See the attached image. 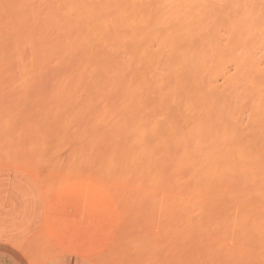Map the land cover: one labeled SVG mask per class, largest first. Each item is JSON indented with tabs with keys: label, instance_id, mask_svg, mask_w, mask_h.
<instances>
[{
	"label": "bare ground",
	"instance_id": "1",
	"mask_svg": "<svg viewBox=\"0 0 264 264\" xmlns=\"http://www.w3.org/2000/svg\"><path fill=\"white\" fill-rule=\"evenodd\" d=\"M261 37H264V0H0V83L43 84L62 95L68 93L73 96L74 93L77 100L84 102L78 105L81 112L73 108L77 114L81 113L80 116L84 117L82 112H92L98 118L94 119L92 114L94 120L91 122L98 120L99 123L101 119L106 122L103 126L100 124L102 127L82 124L85 128L79 126L74 133L69 132L74 130L73 126L68 131L67 127L71 124L65 123L64 134L65 131L71 133V140L80 143V147L88 148L87 151L100 149L97 155L106 159L107 173L113 174L115 168H121L123 174L131 172L145 176L161 188L187 183V188V184L184 188H176L180 191L182 187L189 193L190 189L191 193L196 189L200 194L208 191L211 194L240 195L245 193L246 182L258 176V161L264 151V66L259 63L255 53L257 40ZM227 66L233 67L232 73ZM219 76H222V85L217 83ZM34 92L32 90L30 93ZM74 98L71 97L77 101ZM78 98L97 100L98 105H104L100 107L95 101L84 105L87 101L85 103ZM99 100L104 103L101 104ZM245 109L250 112L248 127L243 126L240 118ZM64 110H58V115L54 112L51 114L61 116L59 111ZM74 110L71 112L75 116ZM48 111L42 113L48 115L51 109ZM61 118L64 121L67 117L62 115ZM86 152H83L84 158H91L92 154ZM18 164L20 166L21 163ZM28 166L23 165L21 169L28 170ZM25 184L23 182L20 186ZM25 186L22 187L25 190L31 188L30 185ZM171 186L168 187L170 191L174 187ZM29 189L27 191L32 192L31 197L37 195L33 194V189ZM5 190L9 191L7 188ZM26 194L30 192L22 194L25 199ZM17 196L21 199L15 196L16 203L9 197L15 207V204L19 207L24 200L19 194ZM26 201L24 204L28 205ZM30 201L36 203L32 199ZM1 206V211H7L8 204ZM25 206L21 207L22 213ZM27 209L24 211L33 212V208L30 211ZM44 210L47 211L46 208ZM11 211L5 213L9 212L8 215L12 217L15 210L10 214ZM22 213L16 217L27 218L31 215ZM40 218L42 221L35 218L38 220L34 222L36 227L44 224L43 217ZM3 219L0 218L1 221ZM17 220L12 223L17 224ZM25 221L32 222L28 219ZM10 223H7L9 230L6 224H2L6 231L11 232L9 236L0 227V242L15 244L22 234L13 230L16 233L13 235ZM23 224L21 228L18 225L20 230L22 226L27 227ZM34 224L32 222L31 226ZM22 230L25 231V228ZM17 234L19 236L15 239ZM52 239L48 241L53 242ZM57 240L55 247L64 242L60 237ZM22 243L27 247L28 243ZM76 245L64 246L56 252L51 247L53 252L49 255L45 252L50 253L49 248L44 250L41 246L38 249L41 248L45 254L42 255L41 251L40 259L45 262L63 252L94 258L96 252L93 247H88L93 249L88 251L87 247L84 249L82 245ZM153 263L158 264L156 261L149 264Z\"/></svg>",
	"mask_w": 264,
	"mask_h": 264
},
{
	"label": "rangeland",
	"instance_id": "2",
	"mask_svg": "<svg viewBox=\"0 0 264 264\" xmlns=\"http://www.w3.org/2000/svg\"><path fill=\"white\" fill-rule=\"evenodd\" d=\"M255 51L257 60L262 66H264V37H261L260 40H257ZM227 69L230 71V73L233 72L232 66H227ZM221 77L222 76H219V78L217 77L216 79L219 85L223 84V79ZM7 84L3 83V86L0 83V196L3 195L0 197L2 198L0 201V206L2 205L3 207H6L5 205L8 204V208H17L14 209L15 211L12 210V208H6L7 211L12 210L10 214H12L13 211L15 212L13 214L14 216L12 217L11 215H8L9 212L5 213L7 212L5 209H2L5 212L1 211L0 209V212L2 213L0 214V218H4L2 220L4 221V224L0 220V227L1 230H3L2 232L8 235L11 232L6 231L7 228L8 230L10 229L7 223H10V221L11 223L14 221L16 222L18 218L19 220H17V224L10 223L11 230L13 235L18 231L19 234H22L20 236L17 234L15 239L18 236L20 238L23 236V234L24 236L21 237L23 240L17 238L18 241L16 240L15 244H13L15 246L18 243V245L15 246L18 250L0 247V264H45L47 261L42 262L40 259L42 255L45 254V252L47 255H49L53 252L54 248V251L56 252L60 248H64V246L72 244H79V246L82 245L81 248L84 247V249L87 247L86 249L88 251L95 249L93 250L96 252L94 253V258L71 252H63L57 256H81L91 260L94 264H100L99 262H104V264H149L153 261H156L158 264H264V151L260 156V162L258 161L257 175L259 177L256 176L255 179L246 182V190L248 192L245 190L244 194L219 195L216 193H208V191H206L205 194L202 191L203 193L201 192L200 194V192H198L199 190L197 189L198 191H196L195 188H193V190L195 189V191H192L193 193H191L192 189L188 188L190 189L189 193V190L182 189V187L184 188L187 183L184 186L182 184L179 186L176 184V187L180 188V186H182L180 191L179 188H176L174 185V187L171 185L169 186H171V188L173 187L175 191L173 188L171 191L168 190L169 186H166L167 189L164 187H162V189L159 185H157V183L154 182V180H151L147 177L144 178L145 176H141L139 174H130L131 172L123 174L121 168L114 169L117 173H107L108 164L106 159H101V157L97 155L100 149L97 150L96 148L95 151L92 149L87 151L88 148L86 149L84 147H80V143L71 140L70 137L71 133H74L73 131L77 130L79 126H81L79 127L81 129L85 128L82 127V124H85L86 126H88V124L89 126L90 124L100 126V124L104 125L106 122L102 119L100 120L102 121L101 123L100 121L97 123L98 120L95 123L91 122L93 114L92 112L87 111V113L90 114H87L86 111L82 112V116L89 115L90 118L87 116L86 120H84L85 116H80L81 113L77 114V112H81V107L79 108V106L81 104L80 102L82 101L77 100L74 93V99L77 101L72 100L73 96L69 95L68 93L63 95L59 94V91L57 92V90L46 88V86L43 84L23 85L22 83L17 82L15 84ZM15 90H17V93H15ZM32 90L33 92L36 90L34 92L35 94L30 93ZM42 91L43 93L45 91L46 92L43 94ZM37 92L39 94H36ZM52 96L54 98H52ZM20 97L25 100L21 99ZM35 97L38 99L36 100ZM40 97L43 98L40 99ZM44 97L47 102L44 100ZM58 97H60V99ZM61 97H63L64 100L61 99ZM19 99L20 102H18ZM53 99L57 100L54 101ZM67 99L69 100V104ZM81 100L85 101V103L87 101V103L84 105L89 104L88 102L91 103L94 101L97 103V105L99 103L96 102L97 100ZM65 101L67 102L63 104L62 102ZM99 101H101V104L104 103L102 100ZM14 103L18 104L19 106ZM34 103H37L36 105L39 107V109H36L38 107ZM61 104L64 106L63 108H61ZM55 105L57 107L59 106L60 108L55 107ZM69 105L71 106L68 107ZM103 105L100 106L99 104L98 106L103 107ZM45 108H47L49 111L51 109L50 113H48L50 116L43 114L47 111ZM69 108L72 110L75 108L77 109V112L75 111L76 109L74 110L77 115H75L76 117L71 112L72 110L69 111ZM57 109H67L72 115L69 113L68 118L67 110L61 112L59 111V114L62 113L63 117H67L63 121L64 118H61V114V116H56L54 114L58 113ZM245 110L240 116V118H242L241 123L243 126L249 125L250 122V112L249 110H246L247 112H245ZM52 112L54 113L51 114ZM42 115L45 117V119ZM97 116L98 115L93 114L94 119L98 118ZM52 117L55 118L53 119ZM67 119H72L73 122ZM74 121L76 122L74 123ZM42 122H44L45 125ZM53 123H56V130L53 129L55 126ZM57 123H60V125ZM65 123L68 125L69 123L71 124L69 125V128L67 127L68 131L69 129L74 128V130L69 131L71 133L65 131L64 134V129L67 126ZM51 124L53 126H51ZM49 125L51 128H49ZM57 126H60L61 130L60 127L57 128ZM47 142H49V145ZM71 142L73 143L71 144ZM76 145L77 147L79 145V147L76 148ZM83 152L89 154L91 153V158H84ZM14 162L17 163L14 165ZM18 163H21L20 166ZM28 164H30L29 166L32 170H30ZM23 165H27L28 167L26 168H28L30 171L21 169V166ZM15 177L20 179L23 178V181L21 180L22 183L26 182L25 185H30V189H33V194L37 195H32L31 197L32 192L27 191L29 188L25 190L24 188H26V186H20L22 183L21 181L18 182L20 179L16 178V181H14ZM24 179L26 181H24ZM16 183L20 184L17 185ZM150 185H152V188ZM18 186L25 190L26 193L30 192V196L26 194L27 199L31 198L33 202L36 203H32V201H30L31 199L26 201L27 199H25L24 195H22L23 193L25 194V191L23 192V190H20L19 188V191L22 192V194H20L18 191ZM187 187L188 184L185 188ZM253 187H255V189H253ZM6 188L9 191L5 190ZM182 190L185 192H182ZM194 192L198 193L195 194ZM17 194L24 198V200H22L23 203L19 201L21 203H19L21 205H19V207L17 204H15L16 207L14 206V202H17L15 201L17 200L15 196L19 200L21 199L17 196ZM5 196H7V199H5ZM36 196L39 197H37L35 200ZM9 197L11 200H14V202L12 201L13 205L10 202L11 200ZM5 200L7 202L9 200L12 206H9L10 203H6ZM38 200L41 201L38 203ZM24 201L27 203L29 202V204H24ZM42 202L45 204V207H42V205L44 206ZM22 205H26V209L29 207V209H27L29 211L31 210L30 208H33L31 210L33 212H25L24 210L26 209L23 207L22 213ZM45 208L47 211L44 210ZM17 209H19V211ZM3 212L5 213V217ZM20 212L22 215H24V213H26V216L30 214L31 215L27 216V218L25 216L20 217L22 220L25 218L22 221L19 217H16L21 216ZM31 216L34 218V220L31 218ZM41 216L43 217L44 221V224L42 223V225V219L40 218ZM45 216H47V219L44 220ZM8 218H10V221H8ZM35 218L41 220H39V225H41V228L43 227V230L38 227L39 230L37 228L35 235L32 237L31 235L33 233V229L35 230L36 228V224H34V222L37 219ZM27 219L32 221L35 225L33 229L32 226L34 225L31 226L32 222L29 223L27 221L28 223H26L25 220ZM19 221L21 223H19ZM22 222H25L27 226H22V229L25 228V231L22 229L20 230V225L23 224ZM2 224L3 226L6 224V229L2 226ZM14 225L17 226L14 227ZM28 228L29 230H26ZM30 230L32 233H30ZM20 231L24 233H21ZM26 231L28 233H26ZM25 236H28L26 239L30 240L28 241L24 239ZM58 237H60V239H62V241L65 243L59 241L60 243L56 244V248L54 244L58 243L56 242L59 240H57ZM31 238L33 241H31ZM51 238H53V242L48 241V239L51 240ZM27 241H31V243H28ZM67 241L71 244H68ZM22 242L28 243V251L26 244H24L26 247L25 248ZM20 244L23 248L20 246ZM39 247L42 249L45 248L44 250H48L49 248L50 253L47 251L43 253V251L40 250L41 248L38 249ZM51 247H53V249ZM88 247H93V249H88ZM41 251L42 255L40 253ZM93 251H91L92 254Z\"/></svg>",
	"mask_w": 264,
	"mask_h": 264
},
{
	"label": "crops",
	"instance_id": "3",
	"mask_svg": "<svg viewBox=\"0 0 264 264\" xmlns=\"http://www.w3.org/2000/svg\"><path fill=\"white\" fill-rule=\"evenodd\" d=\"M38 227L39 226H37L35 228V231H33L32 237L35 235V232H36ZM0 247H5V248H9V249H17L12 243L0 242ZM45 264H94V263L91 260H89L85 257H81V256H74V255L57 256L56 255V257L53 256V257L49 258Z\"/></svg>",
	"mask_w": 264,
	"mask_h": 264
}]
</instances>
